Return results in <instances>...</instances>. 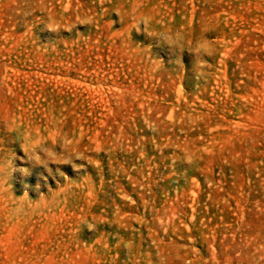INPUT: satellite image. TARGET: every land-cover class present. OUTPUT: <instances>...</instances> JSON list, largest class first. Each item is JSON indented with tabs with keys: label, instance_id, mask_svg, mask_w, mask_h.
<instances>
[{
	"label": "rangeland",
	"instance_id": "374dc122",
	"mask_svg": "<svg viewBox=\"0 0 264 264\" xmlns=\"http://www.w3.org/2000/svg\"><path fill=\"white\" fill-rule=\"evenodd\" d=\"M0 264H264V0H0Z\"/></svg>",
	"mask_w": 264,
	"mask_h": 264
}]
</instances>
